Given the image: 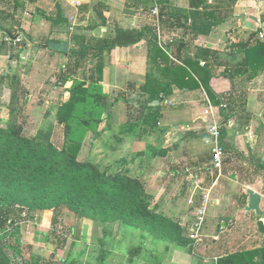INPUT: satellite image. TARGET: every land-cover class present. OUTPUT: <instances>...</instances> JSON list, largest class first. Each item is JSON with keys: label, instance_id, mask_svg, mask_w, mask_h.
Segmentation results:
<instances>
[{"label": "crops", "instance_id": "obj_1", "mask_svg": "<svg viewBox=\"0 0 264 264\" xmlns=\"http://www.w3.org/2000/svg\"><path fill=\"white\" fill-rule=\"evenodd\" d=\"M73 1L78 0H66L67 3L61 0L11 2L6 0L4 5L0 0V69L7 65L5 61L7 50L16 54L13 62L8 61L9 70L16 73L19 69L20 75L25 71L23 64L30 56L29 50H34L38 42H46L47 44L41 46L42 49L50 51L51 55L54 54L56 51L54 44L59 43V40L55 39L58 38L55 30L61 25H67L69 18L79 19L75 24H84L81 30L84 33H81L80 37L86 38V43L80 40V47L74 49L79 54L84 50L85 44L88 46L87 41L91 39L104 43L114 40L119 31L143 33L141 41L132 46L102 52L87 50V55L93 53L91 56L98 59L97 68L102 66V72L95 77L97 84L102 90L112 88L116 95L118 92L124 93L125 98L119 102L126 99L129 104L125 118L121 114L122 107L113 111L110 132L126 135V141L132 144L138 139L139 144L144 143L147 146L151 140L157 138L158 144L156 146L151 144L150 148L164 150L159 152L163 157L169 154L172 146L180 144L179 150L173 153V159L182 167H192L186 172L192 173L191 170H194L195 178L191 180V192L196 180L195 183L200 186L199 190L204 191L203 194L210 192L211 197L215 190L220 188V181L225 178L228 170V173H234L237 180L233 181L228 177L227 179L242 188L244 195L251 189L262 196L263 211L264 163L257 166L253 162L246 169H237L233 172L230 159L233 155L242 154L243 136L247 135L248 143L258 141L257 146L260 143L259 139L263 137L264 141V113L257 111L255 106L260 101V95L257 93L264 84V71L250 81L247 79L246 67L239 64L238 60L228 62L226 58L238 50L237 44L245 40L247 34L251 37L253 32L257 33L251 42L255 37L262 39L260 35H264V0H226L225 7L218 15L217 20L222 21L219 23L200 19L199 16L197 19L192 17L191 12L202 13L203 9L198 11L192 9L191 0H157L158 17L154 15L156 7L154 0H79L82 3L79 7H75ZM212 3L213 0H208L206 5ZM70 9L75 12L74 17L70 16ZM60 12L64 17L62 21L59 20ZM182 13L189 14V21L186 24ZM193 20L203 31L201 35L191 30ZM8 30L15 32L14 38H11ZM22 39H26L27 42L24 43V48L20 49ZM153 39L157 40V44L152 46L150 42ZM183 41L185 46L181 45ZM71 49L70 47L66 54H72ZM18 54L20 58L16 59ZM197 56L199 58H196ZM186 57L196 59L185 62ZM9 59L13 60V55ZM206 64H209L215 75L210 80V87L216 95L222 96L224 101L226 96L231 95L230 91L233 93L232 83L242 88H237L240 96H235L231 98L232 100L230 97L227 99L230 105L228 104L225 113L220 112V103L214 101L203 85L202 79L207 80V72L203 70ZM226 66L233 76L230 73L227 77L219 76L228 70ZM152 95H159L156 99L159 103L149 107L157 109L150 111L142 108ZM210 104L219 116H223L222 142L230 159L225 158L224 172L223 169L221 172L218 171L219 175L213 184L207 186L214 175L212 148L206 143L212 120ZM151 116L156 117L157 124L147 125L144 134L141 131L138 136L123 133L129 124L135 123L140 117L147 119ZM123 119H126V124ZM180 120L189 122L183 123ZM201 144L209 146L211 152H206ZM192 153L195 155L193 158ZM206 158L207 161L211 159V164L206 165L209 176L203 174L202 163H205ZM220 190L218 194H221L223 201L229 202L233 191L229 192L230 188L225 185ZM201 200L203 199L199 202ZM219 202L220 200L215 199V203ZM247 202L248 198L246 205ZM227 207L229 209L231 205ZM55 215L54 211L37 212L30 219L16 217L15 223L9 221L6 226L0 227V264H83L84 245L75 238L69 242L67 235V239L62 237L63 235L59 237L57 233L60 232L58 224L61 215L57 214L59 217L56 220ZM73 216H76L75 213ZM227 226L229 223H226L225 228ZM65 230L72 236L75 232L80 233L75 226L65 227ZM82 234H85L83 229Z\"/></svg>", "mask_w": 264, "mask_h": 264}, {"label": "rangeland", "instance_id": "obj_2", "mask_svg": "<svg viewBox=\"0 0 264 264\" xmlns=\"http://www.w3.org/2000/svg\"><path fill=\"white\" fill-rule=\"evenodd\" d=\"M11 1L7 0V2ZM61 1L67 3L66 0ZM1 2L4 5L6 0H1ZM70 11V16L74 17L75 12L71 9ZM78 21L79 19L69 18L67 25H61L55 30L58 37L55 39L59 40V43L54 44L56 47L54 54L51 55L50 51L42 49L41 46L47 44L46 42H38L34 50H29L30 56L23 64L25 71L22 75L19 74V69L16 73L14 70H9L8 61L13 62L16 54L9 53L7 50L5 53L7 65L0 69V119L6 125L12 117V112L17 110L19 116L15 118L18 123L24 125L26 136L36 137L41 131L52 133L54 144L60 149L73 142L83 143L78 158L80 161H90L96 164L101 171L110 174L122 172L133 178L141 179L148 195L151 213H155L160 220L164 221V224H161L162 222L141 224L120 221L104 223L89 218H77L73 216L72 211L65 209L59 213V216L61 215V221L58 224L60 232L57 233L59 237L67 235L68 239L67 237L65 239L69 242L74 241L75 238L84 245L83 264H244L243 255L246 260H249L245 254L254 253L264 247V234L258 229V222L261 220L264 222V209L262 218L256 216L255 212L246 211L248 194L246 192L244 195L242 188L227 179L228 177L233 181L237 180L234 173L230 174L227 170L225 178L220 181V188L225 185L230 188L229 192L233 191L229 202L223 201L221 194H218L221 191L218 187L211 197L209 196L204 223L201 230L196 231L200 222V208L203 201L199 202V200L204 199V191L199 190L196 197L192 198L190 188L195 172L194 170H191L192 173L186 172L192 167H182L173 159V153L179 150L180 144L172 146L169 154L163 157L159 152L154 153V150L150 148L158 144L157 138L151 140L147 146L144 143L139 144L138 139H135L132 144L126 141V135L121 136L110 132L113 125V111L122 107L123 113L121 114L125 118L129 104L125 101L126 99L120 103L119 101L125 98L124 93L118 92L117 97L112 88L102 90L98 86L86 87V82L91 84L93 76L98 77L99 61L91 56L93 53L82 57L74 51L76 47H80L79 37L81 33H84L81 31L84 24H75ZM248 37L247 34L243 41H247ZM262 39L256 40L255 37L254 44L260 43ZM89 41H93L92 44L95 43L94 39H91L87 41V44L90 43ZM26 42V39H22L20 49L24 48ZM70 47L72 54L68 55L66 53ZM238 54L239 57L233 59L228 55L226 61H240L242 56L244 58L243 47ZM11 55H13V60L9 59ZM17 58H20V54L16 56ZM226 69L230 71L228 66ZM69 77L72 79L63 83ZM82 83L85 84L83 88L80 86ZM78 87L80 88L77 89ZM248 89L247 87L246 90ZM74 90L78 93H74ZM230 94L232 95L230 99L241 95V93L231 91ZM257 94L260 95V101L255 106L257 111L264 113V84ZM80 96L88 100L85 106L76 102ZM228 98L229 95L226 96V101L223 100L220 104L221 113L228 110V104L230 105ZM156 102V100L152 101L149 105ZM223 104H226L227 108L222 111ZM101 105L103 106L102 112L100 115L95 114L96 118L101 121L97 128L86 132L72 128V137L68 139L66 127H64L67 124L61 121L68 120L70 117L74 119L72 123L78 119H86L92 108L98 110L97 107ZM75 107L77 109L74 110ZM122 121L126 124V119ZM97 131L102 134L95 136ZM262 138L259 139L260 143L257 146L258 141L248 143L246 142L248 141L247 135L243 136L242 154L233 155L231 159L229 154H226V158L232 162L233 172L237 169H246L253 162L257 166L264 163ZM201 145L206 152H211L209 146ZM145 150L148 151L145 152ZM135 151H144L145 156L139 158ZM194 156L192 153L191 157ZM208 164H211V159L207 161L206 158L202 165L203 174L207 176H209ZM212 169L214 170L213 166ZM218 175L219 172L214 170V175L207 186H211ZM195 181L194 186L197 187ZM215 199L220 202L215 203ZM227 205L231 207L228 209ZM57 214L55 220L59 217ZM225 222L229 223V226L222 229L221 225ZM73 226L80 233L75 232L72 236L71 233H66L65 227ZM82 229L85 230V234H82ZM254 261L258 262L259 257L255 256Z\"/></svg>", "mask_w": 264, "mask_h": 264}, {"label": "trees", "instance_id": "obj_3", "mask_svg": "<svg viewBox=\"0 0 264 264\" xmlns=\"http://www.w3.org/2000/svg\"><path fill=\"white\" fill-rule=\"evenodd\" d=\"M207 1L191 0L192 9L198 11L202 8L203 11L202 13H199V11L191 12L190 15L195 19L199 16L200 19L204 18L210 22H222L217 19L220 10L225 7L226 0L224 2L223 0H213V5L209 6L206 5ZM59 18L60 21L64 20L62 12L59 13ZM182 18L185 19V24L188 23L189 14H183ZM190 28L196 31L197 35L203 33L194 23V20ZM8 33L11 38H14V31L8 30ZM256 34L252 33L247 41L238 43V50L230 54L231 59L239 57L238 53L243 47L245 55L244 58L241 57L238 63L246 67L247 79L250 81L264 71V40L258 44H254V41L251 42ZM142 35L143 33L138 34L133 31H119L114 40L105 41L104 43L94 40V44H92L93 41H89L90 43L87 45L90 46L85 44L80 55L86 57L89 49L102 52L117 47L132 46L141 41ZM79 39L86 43V38L79 37ZM150 44L152 46L157 44V40L153 39ZM181 45L185 46L184 41L181 42ZM196 58H199V56ZM196 58L186 57L185 62L187 60H189L188 62L194 61ZM203 58L206 57L203 56ZM98 70L100 74L102 66ZM203 70L207 72V80L202 79L203 85L214 101L221 104L223 102L222 96L216 95L210 87V80L215 76L212 68L209 67V64H206ZM228 73L233 76L229 71H225L219 76L227 77L229 76ZM70 79L72 78L65 79L63 83ZM80 86L83 88L85 84L82 83ZM91 86L101 88L94 76L91 84L86 82V87ZM232 87L233 93H239L237 88H241V86L237 87L232 83ZM74 93L77 94L78 92L74 90ZM83 96L88 97L84 94ZM158 96L152 95L146 100V104L142 108L150 111L156 110L155 107H149V103L158 99ZM86 97L80 96L76 102L85 106L88 103ZM97 109L92 108L86 119L79 120L76 118L78 120L75 123H72L74 119L71 117L68 120L61 121L67 124L64 127H66L68 139L72 137V128L83 130V132L97 128L101 121L96 118L95 114L100 115L103 106H98ZM74 114L73 116H75ZM16 116L17 118L19 116L17 110L12 112V117L6 125L0 119V227L6 226L9 221L15 223L16 217L30 219L37 212L48 210H52L59 215L65 209L75 213L76 217L89 218L104 223L120 221L139 222L141 224L149 222L160 224L162 222L161 224H164V221L160 220L155 213H151L148 195L141 179L133 178L122 172L110 174L101 171L96 164H92L90 161H80L78 158L83 143L73 142L60 149L54 144L52 133L41 131L36 137L26 136L24 125L18 123ZM156 122L155 116L147 119L140 117L135 123L129 124L128 128L123 130V133L138 136L141 131L144 134L147 131V125L155 126ZM101 134L97 131L95 136ZM153 150L154 153L164 151L162 149ZM245 255L248 256L249 260H246L243 255L244 264H264V247L254 253ZM255 256L259 257L258 262L254 261Z\"/></svg>", "mask_w": 264, "mask_h": 264}, {"label": "built area", "instance_id": "obj_4", "mask_svg": "<svg viewBox=\"0 0 264 264\" xmlns=\"http://www.w3.org/2000/svg\"><path fill=\"white\" fill-rule=\"evenodd\" d=\"M156 7L154 9V15L156 17H158L159 15V5L157 3V0H154ZM72 4L75 7H79L81 6V2L78 1H73ZM261 38H264V35H260ZM227 108L226 104H223V106H221V110H225ZM209 110H210V114L212 117L211 120V124L209 126L208 132H209V136L206 139V143L208 145L211 146L212 148V166L214 168V170L221 172L223 169V165H224V160L226 158V149L223 145V116H219L216 112L213 106H209ZM250 139H252V137H250ZM200 186L197 185V187H194V189L192 190V198L196 197L197 192L199 191ZM209 196H210V192H208L207 194H204L203 196V201H202V205H201V216L199 218L200 222L198 223L197 227H196V231L199 232L201 230V226L204 223V216H205V211H206V205L208 203L209 200Z\"/></svg>", "mask_w": 264, "mask_h": 264}, {"label": "water", "instance_id": "obj_5", "mask_svg": "<svg viewBox=\"0 0 264 264\" xmlns=\"http://www.w3.org/2000/svg\"><path fill=\"white\" fill-rule=\"evenodd\" d=\"M158 103L159 102L157 101L154 104H158ZM143 156H145L144 152H140L137 154V157L139 158ZM247 194H248V202L245 208L246 211L255 212L256 216L262 218L263 216V211L261 208L262 196L258 192L251 190V189L247 191ZM225 226H226V223H223L222 229H224ZM258 229L262 234H264V222L262 220L258 222Z\"/></svg>", "mask_w": 264, "mask_h": 264}]
</instances>
